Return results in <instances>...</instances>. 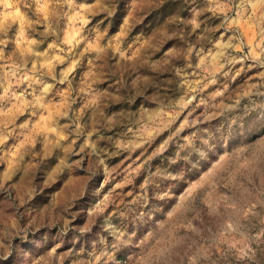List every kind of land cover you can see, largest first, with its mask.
Listing matches in <instances>:
<instances>
[{"label":"rangeland","instance_id":"374dc122","mask_svg":"<svg viewBox=\"0 0 264 264\" xmlns=\"http://www.w3.org/2000/svg\"><path fill=\"white\" fill-rule=\"evenodd\" d=\"M0 264H264V0H0Z\"/></svg>","mask_w":264,"mask_h":264}]
</instances>
